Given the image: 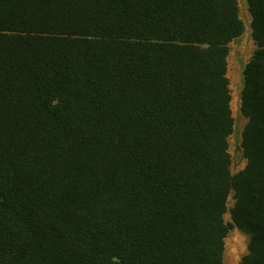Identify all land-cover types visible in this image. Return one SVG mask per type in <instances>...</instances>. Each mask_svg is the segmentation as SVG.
I'll return each mask as SVG.
<instances>
[{
	"label": "trees",
	"instance_id": "trees-1",
	"mask_svg": "<svg viewBox=\"0 0 264 264\" xmlns=\"http://www.w3.org/2000/svg\"><path fill=\"white\" fill-rule=\"evenodd\" d=\"M246 5L231 172L237 0H0V264H224L232 227L238 264H264V0Z\"/></svg>",
	"mask_w": 264,
	"mask_h": 264
},
{
	"label": "rangeland",
	"instance_id": "rangeland-1",
	"mask_svg": "<svg viewBox=\"0 0 264 264\" xmlns=\"http://www.w3.org/2000/svg\"><path fill=\"white\" fill-rule=\"evenodd\" d=\"M239 16L244 24L243 32L229 43V52L227 55L226 75L229 80L231 94L230 108L233 117V131L228 137V152L231 157V172H237L245 164V158L242 154L240 141L241 132L246 123V117L240 111V91L243 83V68L250 59L255 44L251 37L250 15L247 10L246 0H237ZM227 208L233 203L232 193L227 197ZM225 221H230L229 212L223 214ZM223 262L224 264H238L240 258L247 252L248 236L232 227L224 237Z\"/></svg>",
	"mask_w": 264,
	"mask_h": 264
}]
</instances>
